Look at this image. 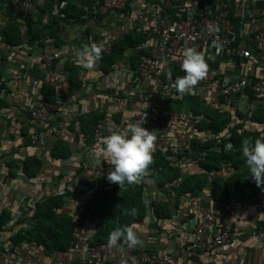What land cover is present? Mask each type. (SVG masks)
Wrapping results in <instances>:
<instances>
[{"label":"crops","instance_id":"0c3cea01","mask_svg":"<svg viewBox=\"0 0 264 264\" xmlns=\"http://www.w3.org/2000/svg\"><path fill=\"white\" fill-rule=\"evenodd\" d=\"M54 1L23 0L24 5H22V8L28 7L33 11L38 6H45ZM72 2L82 8L89 9L92 0H73ZM229 3L233 11L232 21L235 25L233 47H241L247 42V36L243 30L244 26L236 13L243 11L250 14L252 16L251 20L253 19L252 21L257 25L258 29L264 31V0H230ZM9 19L8 14L0 10V79L4 80L3 93L1 95L2 100L0 101V153H11L12 156L10 157L14 158L16 163L20 165V168L24 158L28 155H35L44 163L42 176L39 180L21 184L5 175L6 169L2 167L3 162H0V213L3 210H7L15 216L17 208L20 204H23L27 212L21 216L20 221H22L29 216V210L31 211L29 200L44 198L55 191H64L66 187H69V182H71V180L68 182L67 179V177L70 178L68 176L69 173H76L80 170V179L87 182L93 181L96 178V171L94 168L85 169L82 166L79 169V164L75 163V161L73 162V160L62 164L52 159L51 152L57 140L55 135L66 143H69L73 157H77L79 154L80 146L73 132L68 130L69 118L67 116L62 117L65 122L63 123L61 120V133L58 134L54 128V130L45 134L43 138L44 144L22 150L20 155L14 154L17 153L16 151L13 152L14 148L22 144V129L29 125L30 108L40 105L43 99L42 84L38 70L40 64L37 61V64L34 66L30 63V59L41 57L45 47L51 46L56 51L65 46L61 42L48 41L45 45H37L31 52L30 48L16 49L9 47L3 42V30L6 28ZM102 25L112 32L117 31V23L113 20L107 19ZM95 29H97V24L93 26L91 22L90 27L82 26L77 32H66V35H68L67 44L69 51L76 53V48L79 45L83 49L87 47L89 41H92ZM148 41L147 47L142 50H147L152 55L157 50V47L150 40ZM194 48L205 57L208 64L207 75H209L212 82L209 85L210 87L207 90L204 101L195 97H176L174 99L170 104L169 110L171 124L168 131L170 134L181 132L194 133L195 140L193 142L197 143L200 141L203 143L204 140L209 138L213 139L214 137L212 138L208 132L201 131L200 128L198 129L197 124L198 121H202V123L210 122L209 117L203 115V113H207L206 110L209 108H214L228 113L231 118L229 123L231 129L239 126L241 130L247 129L248 132L263 133L262 135H264V123H258L253 119V113L264 110V96L256 97L252 92H247L239 97L226 100L218 97L215 92L216 81L248 76V74L252 73V69L255 68L258 77L264 78V59L254 58L248 61L227 53L225 55L224 53L222 55L219 54L221 55L219 56L217 48L210 44L194 46ZM250 50L251 52L254 51L253 49ZM139 51H135L137 53L136 56L139 55ZM29 53L31 54L29 55ZM130 53L133 54L132 52ZM130 53H127L125 57L122 56L121 65L118 69L117 81H119V89L123 92L130 90L128 77L132 74L131 65L133 62L132 57L134 56V54L131 56ZM173 60L172 67L170 68L172 74L160 76L152 80L148 83L150 90H165L172 83L173 79H176L183 73L181 69L183 55L180 54L173 57ZM85 63H81L80 59L74 63L73 73L84 79V86L76 92L79 103H75L73 99L72 104L67 105L61 98H58L54 105L56 110L61 112L63 108H72L74 114L80 118L82 115L98 111L107 114L112 124H120L124 120H128L133 109L140 104L132 98L120 102L110 100L102 87L105 75H103L99 60H94L92 67H86ZM53 66L60 71L61 75L64 71L65 75L63 77L66 76L65 70H63L65 64L60 60L55 61ZM195 110H197L198 115L193 118V111ZM199 112H202L201 115H199ZM238 114H241V116ZM56 117L57 115H54L53 119H56ZM31 127L32 130L30 129V131L28 128L30 134L37 131L32 125ZM219 137L228 139L225 132L219 133L216 136V138ZM195 148L198 149V146ZM215 149L218 152L220 151L216 146L210 151H214ZM225 151H229V149L226 148ZM197 159H188L183 172L186 176L203 175L206 178L205 189L197 196L189 195V197H185L182 204L177 207L176 200H171V215L166 216L164 219L159 220L157 215L151 211L147 216L148 218L143 223L136 224L134 229L142 241L139 246L154 255L175 250L180 257L179 264H264V186L261 187L260 193L254 202L250 198L248 189L236 193L228 203L217 201L214 199L212 192L214 180H227L236 175L237 172L247 169V166L244 164L238 169L222 166L219 170L207 172V170L200 168L199 164L201 161ZM104 163V175H97L96 180L110 183L107 177L112 168L108 161ZM151 172L155 174L153 170L148 171V177L151 179L146 182L144 181L146 199L144 196L143 199L148 203L155 202L159 204L166 200V198L158 187L157 178L152 177ZM61 174L65 175L66 179ZM178 182L181 183L182 181L179 180ZM203 209L215 212V230L228 228L235 235V239L232 244L216 249L210 255H204L195 262L189 263L184 261V250L192 239L194 228L201 223L200 211ZM185 212L190 213L187 219L183 217ZM8 229L6 228L5 231L0 233L1 264H87L92 254L90 251H73L67 255L48 256L46 252L39 251L35 243H31L27 247L25 246V248H15L13 250V245L9 243V238L12 234L10 235V230L8 231ZM125 246L119 244L115 247L106 246L98 249L96 252L106 256L109 263L114 264L119 258L123 257Z\"/></svg>","mask_w":264,"mask_h":264},{"label":"built area","instance_id":"2783aa9c","mask_svg":"<svg viewBox=\"0 0 264 264\" xmlns=\"http://www.w3.org/2000/svg\"><path fill=\"white\" fill-rule=\"evenodd\" d=\"M72 1L55 0L53 3H49L52 4L50 13L64 19L65 15L62 10L69 2L74 4ZM229 2L230 0H92L88 12L90 14L94 12L92 24L93 26L97 24V29H95L92 41H89L87 47L90 48L95 44L101 49L100 56H110L115 45L123 40L128 33L140 32L147 39L142 44L141 49H145L148 40H150L157 47V50L143 62L138 72L132 71L131 76L128 77L129 91L123 92L119 89L117 77L121 64L104 76L102 87L110 100L120 102L132 98L140 104L133 109L128 120L111 125L99 122L93 139L89 141L88 136L83 131L81 118L74 114L72 108H63L62 114L74 124L73 135L80 146L78 156H72L71 159L79 164V169L81 166L85 169L94 168L96 171L95 180L97 175H104L103 163L110 159L109 154L104 150L105 138L110 134L109 130H123L129 123L144 118L145 123L142 127L149 131L156 130L158 132L152 154L155 153L154 151H165L170 147L179 146V149L184 150L190 146L191 142L195 140L194 133L170 134L168 131L171 124L169 119L170 104L176 97H195L204 101L212 82L209 75H206L193 91L185 94L177 92L174 87L176 79L173 78L169 87L163 91L150 90L148 83L157 77L171 75L172 70L170 68L174 61L173 57L182 54L186 45L194 47L210 44L217 48L218 55L227 53L248 61L254 58L264 59V31L259 30L252 21L253 19L251 20L252 16L243 11H238L236 15L244 26L243 30L246 33L247 42L241 47H233L235 25L232 21L233 11ZM22 5H24L23 0H0V7H3L1 12L8 13V15H10L12 6L21 12L22 18L33 11H35L36 16L40 15L37 7L32 11L28 7L22 8ZM168 6H170L171 11H168ZM102 18L116 22L117 31L112 32L104 28ZM99 24L100 26H98ZM82 26L86 25L64 26V29L57 32L56 38L57 42L63 43L65 47L56 51L51 46L45 47L41 57L30 59V63L34 66L37 61L42 63L44 84L53 88L61 84V73L53 66L55 61L60 60L63 64L78 61L79 58L76 54L82 51L83 47L79 45L76 48V53L70 52L66 32H77ZM250 49H253L254 53ZM184 75L183 72L179 77ZM215 83L217 96L226 100L239 97L247 92H252L256 97L264 96V78L258 77L256 68L252 69V73L248 76L230 78ZM3 86L4 80L0 79V99ZM53 116L52 110L48 106L37 105L30 108L29 121L37 129L29 135L34 146L44 144L45 135L38 131L50 123ZM203 159L199 157L197 160L203 161ZM68 176L71 182L75 181L71 186L70 194L78 195L80 201H85L94 191L103 187V180H99L101 183L96 184V188H92L91 186L86 187L87 183L84 180H81L83 184H80V179H77L76 173H69ZM23 179V176H19L17 181L22 184ZM150 179L148 176L143 178L145 182ZM143 196L145 197V192ZM26 212V207L20 204L14 220L20 221L21 216L25 215ZM189 215V212H185L183 217L187 219ZM100 218V211L87 213L83 217V224L95 226L99 223ZM200 218L201 223L194 228L192 239L184 250V261L189 263L195 262L204 255H210L216 249L232 244L235 239V235L228 228L214 229L216 223L214 211L203 209L200 211ZM72 247L75 252L90 251L92 253L87 264H110L106 256L89 247L87 238L78 239ZM124 250L123 257L114 264H179L180 262L179 254L175 250L160 255H154L139 245L134 247L126 245ZM45 252L46 255L52 256L49 251Z\"/></svg>","mask_w":264,"mask_h":264},{"label":"trees","instance_id":"16d2710c","mask_svg":"<svg viewBox=\"0 0 264 264\" xmlns=\"http://www.w3.org/2000/svg\"><path fill=\"white\" fill-rule=\"evenodd\" d=\"M167 9L171 11L170 6ZM0 10H3V7H0ZM37 10L40 13L39 16H36L35 11H33L22 18L21 12L12 6L10 10L12 16L11 14L8 15L10 19L3 30V42L16 49L30 48L31 52L37 45H45L48 41L57 42L56 34L59 30L64 29V26H75L77 24L88 26L95 15L94 12L90 14L88 9L70 2L62 10L65 15L64 19L50 13L52 4L38 6ZM102 19L106 20V18ZM145 42L146 38L140 32L127 34L123 40L115 45L110 56H100L99 62L103 75H108L118 67L121 64L122 56L125 57L130 52L134 54L131 69L138 72L143 62L151 57L149 51L141 49L142 44ZM138 50H140V53L136 56L135 51ZM39 64L40 68L38 70L43 94L40 106H48L52 110V114L57 115V117L56 119L52 118L51 122L38 132L45 135L55 128L59 134L62 131L60 123L61 120L63 123L65 122L62 119L65 115L62 114V111L56 110L55 101L61 98L65 104L71 105L74 99L77 103L78 96L76 92L84 86V79L73 73L74 63H67L63 68L66 76L63 77L65 75L63 71L61 84L53 88L44 84V69L41 67L42 63ZM206 112L203 115L209 117L210 122L202 123V121H198L197 128L206 131V133L208 132L212 138L214 137L213 139H206L203 143L202 141L198 143L191 142L190 146L184 150L179 149V146H177L170 147L165 151H154L152 163L135 183H125L119 187L118 184L104 181L103 187L94 191L85 201H80L78 195L70 194L71 186L75 181L69 182L70 179L67 177L69 187H66L64 191H55L44 198L29 200L31 211L29 210V216L26 219L16 222L12 212L3 210L0 213V233L9 228L8 231L10 230V235L12 234L9 243L13 245V250L15 248H25V246L35 243L39 251H49L54 256H60L72 253L73 244L80 238H87L89 247L95 251L106 247L108 246L107 240L110 232L116 228L143 223L151 211L157 215L159 220L170 216L172 212L171 200H176L177 207L182 204L185 197L187 198L189 195L197 196L205 189L206 178L203 175L186 176L183 172L188 159L204 158L199 166L207 172L219 170L222 166L238 169L245 164V158L243 159L242 154V141L246 138L254 140L263 134L251 133L247 129L241 130L239 126L231 129L229 127L231 118L227 112H223L221 109L209 108ZM201 113L199 112V115ZM197 115V110L193 111V118ZM238 115L241 116V114ZM253 119L258 123H264V110L253 113ZM81 122L83 131L88 136L89 141L93 139L99 122L107 125L112 124L107 114L98 111L82 115ZM31 125L29 121V125L22 129V144L14 148L13 152H17L14 153L15 155H20L22 150L29 147H35L29 137V131L32 130ZM73 127L74 124L69 121L68 130L73 132ZM222 132L226 133L228 139L216 138ZM55 136L57 140L51 152L52 159L62 164L69 163L72 159L71 146L57 135ZM229 143L232 147L229 151H225L226 145ZM197 146L198 149L195 148ZM215 146L220 149L219 152L216 149L210 151ZM10 156H12L11 153H0V162H3L2 167L6 169L5 175L15 181L18 180L19 176H23V184L40 179L44 163L37 156L28 155L24 158L21 168ZM108 162L111 165L110 159H108ZM103 164L105 165V163ZM18 168L20 169L18 170ZM149 170L155 171L156 175L151 174V176L157 178L158 187L161 193L165 195L166 200L168 199L167 201L164 200L159 204L144 201L145 183L143 178L148 176ZM79 173L80 171L76 172L77 179H80ZM62 174L61 176L66 179V176ZM247 175L248 169H245L237 172L236 175L227 180H214L212 186L214 199L222 203H228L236 193L248 189L250 198L253 202L256 201L261 187L258 188L253 181L247 179ZM81 180L80 184H83ZM179 180L182 182L179 183ZM86 183V187L96 188L95 185L101 182L93 179V181H87ZM133 208L137 210L135 217L128 214ZM96 211L101 212L99 223L95 226L92 224L84 225L83 217L85 214L95 213ZM23 224L25 225L23 226ZM119 245L125 246L127 244L121 241Z\"/></svg>","mask_w":264,"mask_h":264},{"label":"clouds","instance_id":"9594fccd","mask_svg":"<svg viewBox=\"0 0 264 264\" xmlns=\"http://www.w3.org/2000/svg\"><path fill=\"white\" fill-rule=\"evenodd\" d=\"M77 57L86 67H92L94 60H99L101 49L93 44L78 52ZM181 69L185 73L174 81V87L178 93L185 94L194 90L195 86L203 80L208 73V64L205 57L194 47L185 46L183 50ZM143 120H135L123 130H109L110 134L105 138V150L110 156L112 169L107 179L119 187L135 183L152 163V151L157 139V131H149L142 127ZM232 147L226 145L227 149ZM242 154L248 169L247 179L253 181L258 188L264 186V135L254 140L246 138L242 141ZM135 217L137 210L131 209L128 213ZM136 225L116 228L110 232L107 240L108 247H115L121 241L128 247H134L142 243L134 231Z\"/></svg>","mask_w":264,"mask_h":264}]
</instances>
